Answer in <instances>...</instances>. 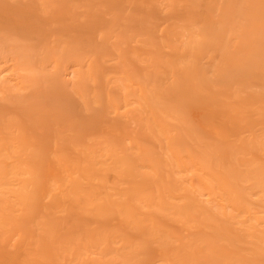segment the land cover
Here are the masks:
<instances>
[{"label": "rangeland", "instance_id": "1", "mask_svg": "<svg viewBox=\"0 0 264 264\" xmlns=\"http://www.w3.org/2000/svg\"><path fill=\"white\" fill-rule=\"evenodd\" d=\"M0 264H264V0H0Z\"/></svg>", "mask_w": 264, "mask_h": 264}]
</instances>
